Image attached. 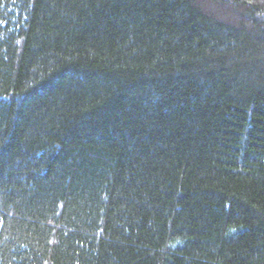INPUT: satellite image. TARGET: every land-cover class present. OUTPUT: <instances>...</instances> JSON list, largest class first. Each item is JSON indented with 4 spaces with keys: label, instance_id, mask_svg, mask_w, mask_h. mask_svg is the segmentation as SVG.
<instances>
[{
    "label": "trees",
    "instance_id": "16d2710c",
    "mask_svg": "<svg viewBox=\"0 0 264 264\" xmlns=\"http://www.w3.org/2000/svg\"><path fill=\"white\" fill-rule=\"evenodd\" d=\"M0 264H264V0H0Z\"/></svg>",
    "mask_w": 264,
    "mask_h": 264
}]
</instances>
